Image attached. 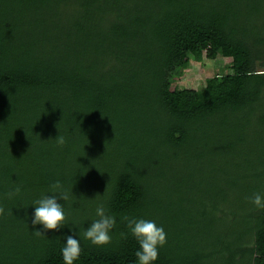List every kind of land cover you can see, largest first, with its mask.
<instances>
[{"label": "trees", "instance_id": "obj_1", "mask_svg": "<svg viewBox=\"0 0 264 264\" xmlns=\"http://www.w3.org/2000/svg\"><path fill=\"white\" fill-rule=\"evenodd\" d=\"M191 56L230 71L178 87ZM57 180L81 230L117 217L75 264H132L125 214L164 227L155 264H264V0H0V264H64L31 224Z\"/></svg>", "mask_w": 264, "mask_h": 264}, {"label": "clouds", "instance_id": "obj_2", "mask_svg": "<svg viewBox=\"0 0 264 264\" xmlns=\"http://www.w3.org/2000/svg\"><path fill=\"white\" fill-rule=\"evenodd\" d=\"M55 140L60 144L64 143V138L60 134ZM18 191V188H14L9 190L6 195L12 198ZM105 193L103 195L97 194L95 198L90 200H97L98 197H103ZM69 197L70 193L63 188L61 182L55 181L47 193L33 201L31 224L33 233L48 237L50 232L67 227V232L61 236L60 255L64 264H75L81 255L82 241H87L97 247L111 243L114 235L112 229L117 224V217L106 209L101 200L96 204L95 218L81 230L75 220L69 222L67 219L64 202L68 201ZM248 199L255 208L264 209V192H254ZM59 201H63V203ZM120 222L127 229L120 235L124 238L131 235L138 245L134 251L136 259L132 264H155L158 260L159 249L166 243L164 227L154 219L127 214L120 216Z\"/></svg>", "mask_w": 264, "mask_h": 264}, {"label": "rangeland", "instance_id": "obj_3", "mask_svg": "<svg viewBox=\"0 0 264 264\" xmlns=\"http://www.w3.org/2000/svg\"><path fill=\"white\" fill-rule=\"evenodd\" d=\"M191 59L189 69L177 80L178 87L202 90L205 87L207 77L230 71L228 66L231 64V59L228 58L218 57L215 60L204 58L202 63L195 62L192 56Z\"/></svg>", "mask_w": 264, "mask_h": 264}]
</instances>
